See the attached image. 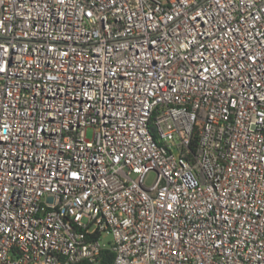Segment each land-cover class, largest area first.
<instances>
[{"label": "built area", "instance_id": "1", "mask_svg": "<svg viewBox=\"0 0 264 264\" xmlns=\"http://www.w3.org/2000/svg\"><path fill=\"white\" fill-rule=\"evenodd\" d=\"M103 249L264 264V0H0V264Z\"/></svg>", "mask_w": 264, "mask_h": 264}, {"label": "trees", "instance_id": "2", "mask_svg": "<svg viewBox=\"0 0 264 264\" xmlns=\"http://www.w3.org/2000/svg\"><path fill=\"white\" fill-rule=\"evenodd\" d=\"M113 260H114V253L108 249H103L97 261L94 263L83 260V261L74 262L71 264H112Z\"/></svg>", "mask_w": 264, "mask_h": 264}, {"label": "rangeland", "instance_id": "3", "mask_svg": "<svg viewBox=\"0 0 264 264\" xmlns=\"http://www.w3.org/2000/svg\"><path fill=\"white\" fill-rule=\"evenodd\" d=\"M91 133H92V131H91V129H89V130L87 131V135H88V137L91 136ZM109 238H110V236H106V237H105V240H107V239H109Z\"/></svg>", "mask_w": 264, "mask_h": 264}]
</instances>
